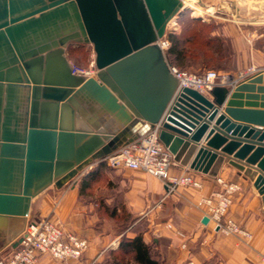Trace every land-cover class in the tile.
I'll list each match as a JSON object with an SVG mask.
<instances>
[{
    "label": "water",
    "instance_id": "water-1",
    "mask_svg": "<svg viewBox=\"0 0 264 264\" xmlns=\"http://www.w3.org/2000/svg\"><path fill=\"white\" fill-rule=\"evenodd\" d=\"M182 12V0H0V234L42 192L154 130L191 171L214 177L230 156L264 205V129L248 127L264 128V71L211 99L178 90L160 40ZM85 46L95 77L72 73L69 51Z\"/></svg>",
    "mask_w": 264,
    "mask_h": 264
},
{
    "label": "crops",
    "instance_id": "crops-1",
    "mask_svg": "<svg viewBox=\"0 0 264 264\" xmlns=\"http://www.w3.org/2000/svg\"><path fill=\"white\" fill-rule=\"evenodd\" d=\"M232 28L229 24L224 26V30ZM85 48L89 52L87 61L93 60L91 47ZM203 95L211 99L208 94ZM224 107L225 104L218 108V115ZM213 125L214 122L209 123L208 131ZM248 127L264 129L255 125ZM200 144H204L203 139ZM229 158L225 156L213 168L214 177L174 162L172 174L187 170L203 181V187L200 190L183 188L171 195H166V186L161 180L141 171L111 169L94 162L61 188L50 187L35 197L27 219L10 221L6 231L0 234V260L8 257L29 222L45 218L58 224L64 232L86 239L89 248L79 261L61 263L44 254L36 264H90L92 261L107 264L108 252L117 249L125 232L117 228L119 221L127 223L136 219L140 224L125 235H141L146 243H153L165 264H186L190 258L197 264H260L264 254V205L250 179L229 165ZM93 175H97L95 181L89 179ZM218 177L241 186V191L234 195L228 216L250 233L248 242L221 234L209 221L202 224L205 216L197 204L202 197L219 189L215 180ZM169 224L172 228L167 227Z\"/></svg>",
    "mask_w": 264,
    "mask_h": 264
},
{
    "label": "built area",
    "instance_id": "built-area-1",
    "mask_svg": "<svg viewBox=\"0 0 264 264\" xmlns=\"http://www.w3.org/2000/svg\"><path fill=\"white\" fill-rule=\"evenodd\" d=\"M160 46L165 51L168 49L169 42L166 37L160 40ZM69 62L74 75L85 78L95 77L96 68L93 60L82 64L70 58ZM259 71H264V68L251 66L236 75L213 70L196 74L170 66V72L178 81V90L190 88L201 94H207L214 86L218 85L233 87L236 83ZM103 162L111 169L137 170L161 180L166 186V195L174 194L183 188L200 190L203 187V181L187 170L177 174L170 172L174 160L159 141L156 130L147 133L137 142L119 149L111 156L106 157ZM215 180L219 189L202 197L197 207L203 211L204 216L213 224L215 230L225 236H237L242 241L248 242L251 238L250 233L228 216L234 195L241 191L240 184L228 182L220 177ZM167 227L172 228L170 224ZM177 234L183 237L181 233ZM182 247L185 245L183 244ZM88 248L89 243L86 239L66 233L58 224L43 218L27 224L18 237L16 246L6 259L0 260V264H36L39 257L44 254L61 263L79 261ZM186 264L197 263L190 258ZM260 264H264V254L261 256Z\"/></svg>",
    "mask_w": 264,
    "mask_h": 264
},
{
    "label": "rangeland",
    "instance_id": "rangeland-1",
    "mask_svg": "<svg viewBox=\"0 0 264 264\" xmlns=\"http://www.w3.org/2000/svg\"><path fill=\"white\" fill-rule=\"evenodd\" d=\"M195 2L204 10L200 20L212 22L215 25L213 34L219 36L224 43L221 57L214 62L218 68H210L211 70L233 74L251 66L264 68V0H196ZM183 12H186L188 16H195L194 10L185 5ZM228 24L234 28L224 30V26ZM170 25L171 23L169 27ZM173 25L175 28L170 27L167 33L180 32L178 22L173 20ZM181 71L197 72V70ZM119 222L117 228L121 232L125 231L122 237L140 224L136 219L129 220L127 223ZM93 262L90 264H94Z\"/></svg>",
    "mask_w": 264,
    "mask_h": 264
},
{
    "label": "trees",
    "instance_id": "trees-1",
    "mask_svg": "<svg viewBox=\"0 0 264 264\" xmlns=\"http://www.w3.org/2000/svg\"><path fill=\"white\" fill-rule=\"evenodd\" d=\"M183 12L177 22L180 32H169L166 40L169 47L165 52L167 62L178 70H197L199 74L214 65L220 58L224 43L219 36L213 34L215 25L200 19L188 16ZM89 52L85 47L69 51V57L77 63L85 64ZM100 166H105L103 161ZM97 175L90 176L95 181ZM107 264H165V261L154 249L153 243H146L141 235L134 237L123 236L117 249L108 252Z\"/></svg>",
    "mask_w": 264,
    "mask_h": 264
},
{
    "label": "bare ground",
    "instance_id": "bare-ground-1",
    "mask_svg": "<svg viewBox=\"0 0 264 264\" xmlns=\"http://www.w3.org/2000/svg\"><path fill=\"white\" fill-rule=\"evenodd\" d=\"M195 1L196 0H182V5L184 4L186 7L194 10V14H195L194 17H201L200 15H204V12H203L204 10L199 5H197ZM184 5H183V8H184ZM170 23H171L170 27L175 28L174 27L175 25H173V20Z\"/></svg>",
    "mask_w": 264,
    "mask_h": 264
}]
</instances>
